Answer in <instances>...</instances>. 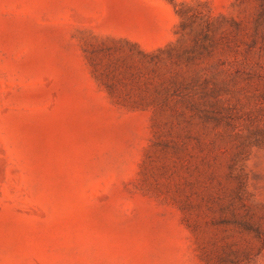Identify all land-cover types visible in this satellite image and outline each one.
<instances>
[{
    "label": "rangeland",
    "instance_id": "rangeland-1",
    "mask_svg": "<svg viewBox=\"0 0 264 264\" xmlns=\"http://www.w3.org/2000/svg\"><path fill=\"white\" fill-rule=\"evenodd\" d=\"M0 264H264V0H0Z\"/></svg>",
    "mask_w": 264,
    "mask_h": 264
},
{
    "label": "trees",
    "instance_id": "trees-1",
    "mask_svg": "<svg viewBox=\"0 0 264 264\" xmlns=\"http://www.w3.org/2000/svg\"><path fill=\"white\" fill-rule=\"evenodd\" d=\"M182 3H179L178 5L180 6ZM173 5H174V7H176L177 6V4L176 3H173Z\"/></svg>",
    "mask_w": 264,
    "mask_h": 264
}]
</instances>
